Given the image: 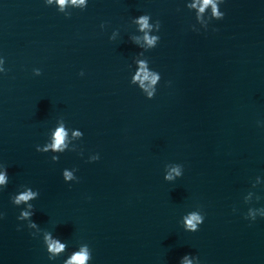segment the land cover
I'll return each mask as SVG.
<instances>
[{
  "label": "water",
  "instance_id": "95a60500",
  "mask_svg": "<svg viewBox=\"0 0 264 264\" xmlns=\"http://www.w3.org/2000/svg\"><path fill=\"white\" fill-rule=\"evenodd\" d=\"M184 2L89 0L65 16L46 0H0V161L9 175L0 264L62 259L49 261L42 241L16 228L9 196L20 184L40 190L32 219L41 230L69 249L87 242L90 264H179L185 253L201 264H264V217L243 215L264 208V0H224V17L199 32ZM143 12L161 21L158 45L145 52L161 73L151 99L129 83L140 51L128 39L131 17ZM58 117L84 136L52 161L35 145ZM97 151L99 160L86 159ZM171 161L184 173L168 182ZM72 166L79 180L65 182L61 170ZM194 207L205 219L190 232L179 221Z\"/></svg>",
  "mask_w": 264,
  "mask_h": 264
},
{
  "label": "clouds",
  "instance_id": "9594fccd",
  "mask_svg": "<svg viewBox=\"0 0 264 264\" xmlns=\"http://www.w3.org/2000/svg\"><path fill=\"white\" fill-rule=\"evenodd\" d=\"M47 5H53L57 11L65 16L71 15V9H85L89 0H46ZM224 0H185L184 6L194 13L195 23L190 27L193 31L199 32L201 29L207 30L212 20L222 19L225 12L221 10ZM210 9V13L209 10ZM131 23L135 25V31L129 33L128 39L135 44L140 51L131 57L128 64L130 80L129 83L135 85L149 99L154 97L157 92V86L161 80L159 70L151 66L150 60L145 55L149 49L155 48L160 41L161 21L159 18L153 19L151 13L143 12L131 17ZM106 22L101 21L100 28L104 29ZM120 36V29L113 28L109 40H117ZM7 71L5 68V58L0 55V73ZM35 75L41 73L39 67L32 69ZM83 69L80 75H83ZM171 83V81H169ZM259 126L264 127V120H257ZM84 136L82 129L78 127H69L63 117H58L55 124L48 129L46 138L42 144H36L38 152H48L51 154L52 161H58L60 154L66 150H76L78 145L75 141ZM83 156V150L78 153ZM88 161H97L100 159V153L90 152L86 157ZM76 166L64 167L61 170L62 178L65 182L78 181L76 175ZM184 173V165L179 162L171 161L163 166V179L173 182ZM9 183L7 166L0 161V191ZM69 186L71 184L69 183ZM40 195V190L30 184H20L16 191L10 194L11 203L19 208L16 216L18 230L27 228L33 238L40 239L48 254L49 261H55L62 257L60 264H90L92 260V249L87 242L79 243L76 247L69 249L68 242L55 235L52 228L41 230L40 225L32 219L35 211L33 201ZM233 211H236L233 208ZM5 215L0 210V218ZM245 219L255 221L257 217H264V208L253 210L249 208L247 213H243ZM205 214L197 207L184 212L180 217V223L186 231L195 232L199 230L204 222ZM179 264H201L199 256L193 253H185L179 259Z\"/></svg>",
  "mask_w": 264,
  "mask_h": 264
}]
</instances>
